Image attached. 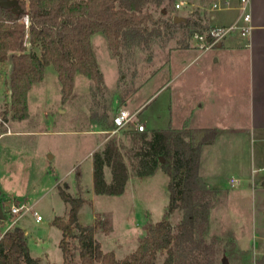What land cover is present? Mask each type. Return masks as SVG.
<instances>
[{
	"label": "rangeland",
	"instance_id": "374dc122",
	"mask_svg": "<svg viewBox=\"0 0 264 264\" xmlns=\"http://www.w3.org/2000/svg\"><path fill=\"white\" fill-rule=\"evenodd\" d=\"M142 1L144 10L151 12L157 23H148L145 27L147 30L126 34L120 55L113 54L103 33H97L92 38L93 50L105 77L104 87L99 89L93 80L79 73L73 96L63 101L61 82L56 69L50 65L45 82L37 84L35 93L38 98L32 102L31 119L17 123L24 129L43 133L13 138L11 141L47 159L51 168L56 170V177L69 182L73 193L77 192V174L81 172L82 195L87 200L81 220L86 224L91 223L94 216L95 219L96 216H108L112 220V231L107 234L98 230L96 240L104 251H115L120 260L131 255L138 247L139 239L145 234L141 223L160 221L170 200L168 186L171 178L162 165L165 161L161 159L158 162L155 175H136L139 144L134 139V132L139 130L137 125H143L144 121L147 127L143 125L144 130L139 131L150 134L154 128H169V124L174 128H183L204 119L197 110L193 114L196 102H190L189 96L195 94L196 97L199 94L198 82L191 85L185 83L190 72L198 69L202 61L185 66L196 53L184 50L204 49L195 46L197 42L192 39V34L195 30H207L211 14L210 0ZM177 3H181V8L176 7ZM217 14L223 16L225 13ZM176 15L190 18L193 24L171 25ZM36 51L39 52L40 48ZM7 77V66L1 67L2 90ZM183 94L188 98L187 101ZM126 109L130 110L131 118L119 126L116 118ZM216 118V115L212 116L208 123L219 121ZM59 129H110L107 135L109 139L117 140L130 175L133 176L125 192L107 195L94 191L89 153L94 149V154L100 149L95 147L103 136L84 132L57 133ZM203 136V133H193L185 138L190 144L197 145ZM9 141L5 139L4 143ZM245 144L238 149L239 156L227 157V161L219 168L223 178L221 184L228 188L209 195V219L197 222L194 243L184 245L188 248L186 252L177 251L173 257L165 251L159 253L157 264H264V182L260 180L264 177V171H257L254 180H241L234 187L225 181L231 175L242 178L243 174L249 176L253 165L256 168L264 165V144L259 140V133L254 131ZM50 155L55 158L51 159ZM236 160H240V165L236 166ZM108 167L107 176L110 178L113 174L111 167ZM44 173L40 163H36L31 170L24 167L19 173L21 189L25 188L30 174L36 179L32 201L43 192L48 193L35 206L43 221L37 222L36 216L28 213L11 229L24 227L29 235L31 254L39 259L40 264H63L59 245L61 230L52 225V218L54 215H63L68 205L59 196L58 189H55L53 180L56 177L52 179V175ZM4 182L7 183L6 180ZM181 186L182 183L179 184ZM184 217L182 208L170 214L175 232H178V225ZM9 225V219L0 220V231ZM192 248L194 254L190 253Z\"/></svg>",
	"mask_w": 264,
	"mask_h": 264
},
{
	"label": "trees",
	"instance_id": "16d2710c",
	"mask_svg": "<svg viewBox=\"0 0 264 264\" xmlns=\"http://www.w3.org/2000/svg\"><path fill=\"white\" fill-rule=\"evenodd\" d=\"M18 2V11L0 6V64L11 66L4 81L9 87L10 102L2 112L3 121H8L10 111L15 120L29 117V91L34 84L43 81L49 65H53L58 73L63 101L73 96L79 73L102 89L105 77L93 50V36L103 33L113 54L120 55L126 34L147 30L148 23H157L154 15L144 10L142 0ZM174 18L171 24L174 26L193 24L190 18L186 23H175ZM37 48H40L39 52ZM202 131L184 126L153 129L150 134L138 129L134 132V139L139 144L136 175H153L158 162L164 158L162 165L171 178L170 200L164 217L158 222L147 221L142 226L145 234L139 239L138 247L122 260L117 258L115 251H104L96 240L98 230L107 234L112 231V220L108 216H96L93 224H83L79 220L80 210L87 202L82 195L81 172L77 174L76 196L69 191L67 183L59 184V195L69 208L65 215L56 216L52 224L62 231L59 245L63 264H157L158 255L163 251L172 257L177 251L185 253L188 248L184 245L194 243L197 222L209 219V195L221 190L209 186L199 175L202 145L214 139L215 131L205 133L197 145L190 144L185 138ZM106 165L112 170L111 183L105 179ZM93 166L95 193H124L130 171L115 138L109 139L102 151L93 154ZM177 208L185 211V217L175 232L169 217ZM181 245L185 248H175ZM190 253H195L193 248ZM195 255L192 258L198 261ZM0 264H40L39 259L31 255L29 239L23 229H8L1 237Z\"/></svg>",
	"mask_w": 264,
	"mask_h": 264
},
{
	"label": "crops",
	"instance_id": "0c3cea01",
	"mask_svg": "<svg viewBox=\"0 0 264 264\" xmlns=\"http://www.w3.org/2000/svg\"><path fill=\"white\" fill-rule=\"evenodd\" d=\"M231 2L233 4L232 9L211 11L207 22L208 27L228 26L236 22L240 15L239 10L237 9L238 0H231ZM251 12L253 29L250 36L243 37L238 33H232L226 36L214 48H189L184 50V52L196 53L194 57L189 59L185 66L192 65L195 61H202V64L198 69L190 72L185 83L191 85L192 83H196V81L198 82L197 92L199 94L196 95V97L195 94H190L189 96L190 102H196V105L193 108V114L197 110L200 113L199 115L204 117V119H200L196 124L190 123L188 128L193 130H204L201 132L203 134L211 130L215 131L214 139L202 145L199 167V175L212 188H228L221 184L223 178L219 168L225 161H227V157L232 156L236 158L240 155L238 149L247 145L245 143L248 136L252 135L254 131H257L259 133L260 142L264 144V0H251ZM217 13L225 14L219 16ZM195 46H197V44H195ZM5 66H7V72L9 75L11 66L10 64H0V68ZM49 67L50 65L46 67L43 81L34 84L29 91V117L27 119L15 120L12 118L13 112L10 111L7 115L8 121H3L2 112L5 110L6 104L10 102V91L6 82L3 83V90L0 87V205L4 215L14 204H24L32 207L34 211H37L35 206L48 194L43 192L35 201H32V193L37 186V182L34 175H31L32 171H30L31 174L26 180L25 188H19L22 181L19 178V173L22 168L25 167L26 169L28 168L31 170L32 167L36 166V163H40L42 165L43 173L45 172L48 176L52 175L50 176L52 179L56 177V170L51 168V164L47 159L45 160L43 157L40 158L20 145L11 142L13 138L33 136L31 134L43 133V131H30L24 129L22 126H17V123H22L31 119L32 102H36L38 98L35 93L37 84L45 82ZM3 91H5V93ZM183 97L186 101L188 100L184 94ZM142 107L143 106L139 107V110ZM210 115H216V120L219 121L208 123V119L212 117ZM142 123L146 126L144 121H142ZM169 127H172L171 124H169ZM109 131V129H92L85 131H68L65 129H59L56 132H84L93 135H101L103 137L99 139V143L95 147H99L100 149L97 151H101L104 149V145L109 139V136L107 135ZM5 139H9L10 141L4 143ZM93 150L89 153L92 159V171L94 169ZM50 158L54 159L55 156L50 155ZM235 164L236 166L240 165V160H236ZM262 168H264V165H261L258 168L253 165L249 176L243 174L242 176L244 177L242 178L236 177V175H231L230 177H226L225 181L231 184V187H234V185L240 183L241 180H248L249 178L254 180V174L257 171H263L260 170ZM107 171H109V167L106 165L104 168L105 179L108 183H111L113 177L111 176L109 178L107 176ZM156 173L157 171L153 175ZM132 177L133 176L130 175L127 184ZM3 179L6 180L7 183H5ZM232 180L236 181L233 182ZM260 180H263L264 182V177ZM53 181L56 186L55 189H58L57 186L59 184L62 185L67 183L70 191L71 187L69 182H65L63 178L56 177ZM254 182L256 185L257 182ZM71 193L74 196L77 195V192ZM84 205L80 210L79 220L81 223L86 224L81 220V213ZM67 211L68 209L65 210L63 215H65ZM63 215H54L52 220L56 216ZM5 219L8 218L5 216ZM42 221L43 220L37 222L40 223ZM94 221L95 216L92 218V222L88 224H93ZM141 224L144 225L145 222ZM8 228L9 226L0 231V239ZM17 228L23 229L29 238L24 227L18 226ZM61 239L62 231L59 243Z\"/></svg>",
	"mask_w": 264,
	"mask_h": 264
},
{
	"label": "built area",
	"instance_id": "2783aa9c",
	"mask_svg": "<svg viewBox=\"0 0 264 264\" xmlns=\"http://www.w3.org/2000/svg\"><path fill=\"white\" fill-rule=\"evenodd\" d=\"M183 3V2H182ZM210 11L229 10L233 8L231 0H210ZM177 8H181V3L176 4ZM237 9L240 12L236 22L228 26H214L208 28L206 31H195L192 34V39L197 42V46L204 49L213 48L219 44L226 36L232 33H238L243 37L250 36L252 32V12H251V0H238ZM26 23L29 24V18H26ZM131 118L130 110H122L120 115L116 118L117 125L121 126L128 122ZM139 130H144L142 124L137 125ZM264 171V168L260 169ZM233 182L236 180H232ZM28 213H33L36 216L37 221L43 220L41 214L34 211L32 207L24 204L12 205L7 213L6 218L10 220L8 229L14 227L20 219L26 216Z\"/></svg>",
	"mask_w": 264,
	"mask_h": 264
},
{
	"label": "water",
	"instance_id": "95a60500",
	"mask_svg": "<svg viewBox=\"0 0 264 264\" xmlns=\"http://www.w3.org/2000/svg\"><path fill=\"white\" fill-rule=\"evenodd\" d=\"M0 6L4 7V8H13V10L18 11L19 9V2L18 0H0ZM186 17L184 16H180V15H176L174 18V22L175 23H181L183 21H186ZM162 161L164 162L165 159L162 158ZM0 220H5V215L4 212L1 208L0 205Z\"/></svg>",
	"mask_w": 264,
	"mask_h": 264
}]
</instances>
